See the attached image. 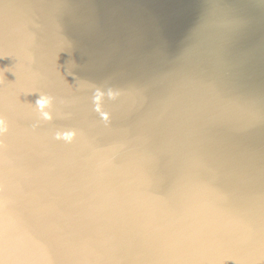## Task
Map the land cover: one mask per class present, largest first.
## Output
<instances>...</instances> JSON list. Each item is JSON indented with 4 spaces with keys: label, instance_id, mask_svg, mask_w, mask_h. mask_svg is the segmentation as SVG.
Wrapping results in <instances>:
<instances>
[{
    "label": "water",
    "instance_id": "obj_1",
    "mask_svg": "<svg viewBox=\"0 0 264 264\" xmlns=\"http://www.w3.org/2000/svg\"><path fill=\"white\" fill-rule=\"evenodd\" d=\"M0 121V264H264V0H0Z\"/></svg>",
    "mask_w": 264,
    "mask_h": 264
},
{
    "label": "clouds",
    "instance_id": "obj_2",
    "mask_svg": "<svg viewBox=\"0 0 264 264\" xmlns=\"http://www.w3.org/2000/svg\"><path fill=\"white\" fill-rule=\"evenodd\" d=\"M48 101L47 100H45V101H42L41 103H47ZM0 123H3L2 121H0Z\"/></svg>",
    "mask_w": 264,
    "mask_h": 264
}]
</instances>
